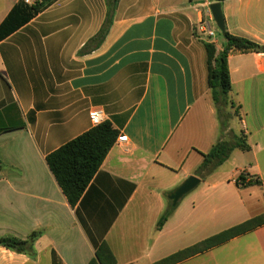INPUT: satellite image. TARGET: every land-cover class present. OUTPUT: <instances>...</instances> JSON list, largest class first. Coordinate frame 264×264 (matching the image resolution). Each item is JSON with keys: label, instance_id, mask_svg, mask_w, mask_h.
Segmentation results:
<instances>
[{"label": "crops", "instance_id": "obj_1", "mask_svg": "<svg viewBox=\"0 0 264 264\" xmlns=\"http://www.w3.org/2000/svg\"><path fill=\"white\" fill-rule=\"evenodd\" d=\"M16 2L0 0V25ZM211 4L116 0L109 15L107 0H59L0 42V236L44 233L34 259L0 248V264H90L103 244L116 264H156L264 214V53L229 56L234 108L223 129L205 47L221 51L223 36L200 31ZM221 5L227 32L264 46V0ZM94 111L128 142L71 207L46 157L93 129ZM241 135L249 151L202 179L204 155ZM241 174L262 186L238 187ZM191 176L201 183L157 231ZM176 264H264V224Z\"/></svg>", "mask_w": 264, "mask_h": 264}, {"label": "trees", "instance_id": "obj_2", "mask_svg": "<svg viewBox=\"0 0 264 264\" xmlns=\"http://www.w3.org/2000/svg\"><path fill=\"white\" fill-rule=\"evenodd\" d=\"M57 1L59 0H33L31 4H27L25 0H17L0 25V42L29 24ZM210 1L214 4L224 3L227 0ZM115 2L116 0H107L109 10L114 9ZM105 37L106 28L103 27L91 41L102 43ZM205 47L208 54V86L217 109L218 118L223 129H226L228 118L226 110L230 107L234 108L229 100L232 84L228 58L232 54H262L264 53V46L242 37L233 36L226 31L223 36L221 51H217L214 43H207ZM118 137L119 133L111 123L103 122L46 157L48 168L71 207H75L80 202ZM237 149L243 152L250 149L242 135L235 136L232 140L224 139L216 143L211 151L204 155V161L199 170L200 177L202 179L209 177L212 172L228 161ZM5 168L6 166L0 160V170ZM246 177L245 174H241L236 180V185L238 187L262 186L259 178L252 177V180L246 183ZM174 210L175 208L169 209L161 217L156 228L157 231H161ZM263 224L264 214L214 235L195 246L179 251L156 264H176L253 231ZM43 234V232H33L26 240L15 236H0V248L34 259L36 257L34 245ZM90 264H116V260L107 245L103 244L98 249L96 258Z\"/></svg>", "mask_w": 264, "mask_h": 264}, {"label": "water", "instance_id": "obj_3", "mask_svg": "<svg viewBox=\"0 0 264 264\" xmlns=\"http://www.w3.org/2000/svg\"><path fill=\"white\" fill-rule=\"evenodd\" d=\"M209 10L212 14L213 21L222 36L226 33L225 19L223 15L221 3H214L209 6ZM201 183V180L197 177L191 176L184 183L178 187L173 193L168 196L171 202V207L176 208L178 204L183 200L185 196L191 193Z\"/></svg>", "mask_w": 264, "mask_h": 264}, {"label": "built area", "instance_id": "obj_4", "mask_svg": "<svg viewBox=\"0 0 264 264\" xmlns=\"http://www.w3.org/2000/svg\"><path fill=\"white\" fill-rule=\"evenodd\" d=\"M25 2L27 4H31L33 2V0H25ZM209 18H210L209 21L203 20L201 22L200 31L202 32V34L206 35L209 39H212L216 36V33L211 27V22H214V21H213L212 14H211L210 10H209ZM90 119L95 126L102 124L103 123L102 112L101 111L92 112L90 114ZM127 142H128V139L126 136L119 135L115 144H124Z\"/></svg>", "mask_w": 264, "mask_h": 264}, {"label": "rangeland", "instance_id": "obj_5", "mask_svg": "<svg viewBox=\"0 0 264 264\" xmlns=\"http://www.w3.org/2000/svg\"><path fill=\"white\" fill-rule=\"evenodd\" d=\"M107 11H108V14L110 15L111 10H109V8H107ZM106 24H107V22H106ZM211 27L216 33V36L214 38H212V40H218L220 38V36L222 35L221 32L219 31V29L217 28V26L215 25L214 22H211ZM232 101L233 100H230V102H232ZM236 156H237V160H238V163L236 166L237 168H242V167H244V165H247V160H248L247 154L242 152L241 154L240 153L236 154Z\"/></svg>", "mask_w": 264, "mask_h": 264}]
</instances>
